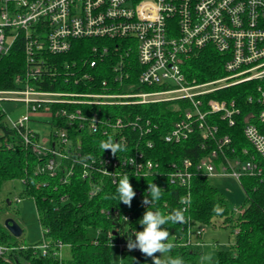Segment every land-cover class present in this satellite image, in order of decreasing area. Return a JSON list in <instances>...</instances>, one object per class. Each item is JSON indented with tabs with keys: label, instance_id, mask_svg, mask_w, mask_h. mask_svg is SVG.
<instances>
[{
	"label": "trees",
	"instance_id": "trees-1",
	"mask_svg": "<svg viewBox=\"0 0 264 264\" xmlns=\"http://www.w3.org/2000/svg\"><path fill=\"white\" fill-rule=\"evenodd\" d=\"M130 44L129 38L74 39L65 52L44 53L42 76L29 81L39 89L65 92H121L128 85H135L139 90L158 89L159 85L140 82L143 68L136 49L132 50ZM92 61H95L94 66ZM224 63L225 56L208 44L190 55L183 62V69L189 80L208 81L227 74ZM29 71L24 37L20 36L9 52L0 53V90L19 88L17 78L26 79ZM85 73L90 77L82 78ZM74 76L81 77V81L76 83ZM260 85H264V78L202 95L203 109L208 108L207 102L212 98L234 100L240 108V113L235 115V124H230L222 112H212L207 116V122L217 126L214 135L203 136L196 122L193 132L180 141H168L166 136L191 106L186 98L148 103L81 104L89 117L83 121V126L80 120L69 121L60 114L61 108L73 109L76 105L53 103L50 123L56 131L50 133L49 144L56 141L57 132L62 127L68 128L71 143V156L61 160L55 175L39 169L44 159L23 144L21 133L9 126L7 112L0 101V193L5 181L23 180L22 194L34 200L38 220L44 228L42 241L25 244L5 227L0 217V244L14 247L9 259L0 255V264H133L123 261L128 253L136 251V248L127 247V233L131 228L142 229L138 220L146 210L143 201L152 182L162 187L161 199L153 207L164 214L182 209L185 216L183 223L169 222L166 225L170 256H179L188 264H195L199 250L192 242L188 243V224L208 225L214 218L224 217L226 223L232 221L226 225L232 226L233 232L236 227L240 230L229 249H217L215 258L203 264H264V172L243 174L239 178L246 198L241 205L245 210L236 214L226 195L210 182L208 175L197 169V164L214 150L217 151L215 164L218 168L221 163L235 158H252L264 167V157L244 133L247 123L256 124L264 132V122L258 119L259 111L264 108V103L258 101ZM94 113L99 123V130L95 132L88 128ZM118 119L122 120L123 126L115 127ZM136 119L143 126L149 120L152 130L145 132L134 128L130 121ZM225 135L229 136L230 142L220 148ZM109 136L126 145V151L117 155L105 149L102 153L99 142ZM149 142L152 146L148 145ZM245 149L248 152H244ZM137 151H143L158 166L147 174L136 173L128 165L120 170L119 175L125 170L136 174L130 175L136 192L130 206L114 198L115 181L119 175L113 177L95 169L84 175L81 162H76L72 173L67 174L78 152L82 161H90L106 153L125 157L135 155ZM186 159L192 162L189 184L172 182L170 173L176 167L183 168ZM94 188L97 192L91 196ZM91 230L95 233L91 234ZM44 241L48 244L46 253L40 247ZM65 246L70 249L68 258L62 255ZM114 248L120 251L118 260Z\"/></svg>",
	"mask_w": 264,
	"mask_h": 264
},
{
	"label": "built area",
	"instance_id": "built-area-1",
	"mask_svg": "<svg viewBox=\"0 0 264 264\" xmlns=\"http://www.w3.org/2000/svg\"><path fill=\"white\" fill-rule=\"evenodd\" d=\"M20 36L24 37L30 71L26 79L17 78L19 88L0 90V101L14 99L25 102L27 113L17 119L9 116L7 123L21 133L23 144L44 159L39 169L52 175L56 174L61 160L71 156L69 130L60 128L56 143L44 145L30 127L29 121L39 111H49L52 115L53 103L76 105L73 109L61 108L60 114L69 121L80 120L83 126V121L89 117L81 104L148 103L186 98L191 106L185 111V117L177 121L166 136L168 141H180L193 132L196 122L203 136L214 135L217 126L207 122V116L212 112H222L230 124H235V115L240 113V108L234 100L228 102L212 98L207 102L208 108L203 109L202 95L244 81L264 78V0H0V53L9 52ZM78 38L131 39L130 47L136 49L143 68L140 82L160 87L139 90L135 85H128L121 92H65L39 89L29 81L30 78L42 76L44 53L65 52L70 49L72 41ZM208 44L225 56L227 74L208 81L189 80L183 62ZM106 51L107 47L104 48ZM91 65L94 66L95 61ZM74 77L78 83L81 77L88 78L90 75L85 73L81 77ZM259 90L258 101L264 103V85H260ZM96 115L94 113L88 126L94 132L99 130ZM138 119L130 121L134 128L145 132L152 130L149 120L143 126L138 123ZM258 119L264 122V108L259 111ZM117 126H123L121 119L116 122ZM244 133L264 157V132L256 124L247 123ZM229 142V136H223L220 148ZM148 145L152 146V143ZM79 155L78 152L73 158L68 175L72 173L76 162L83 164L84 175L91 174L90 169H95L113 177L119 175L124 165L132 167L136 173L146 174L158 166L143 151L125 157H113L106 153L90 161H82ZM215 157L216 150L202 159L197 169L208 176L216 173L232 174L238 179L243 174L257 175L264 172L263 165L252 158L228 160L218 168ZM125 160H135V164L126 163ZM191 165L192 162L186 159L183 168L176 167L170 173L171 181L188 185L192 175L189 171ZM96 192L94 188L91 196ZM13 200L20 202L21 197L16 195ZM244 210L241 206L234 208L236 214ZM195 226L188 224V243L192 242V235L200 236L203 233L204 228ZM239 230L236 227L235 234ZM47 246L45 241L40 245L43 253H46ZM13 248L0 244V255L9 259Z\"/></svg>",
	"mask_w": 264,
	"mask_h": 264
},
{
	"label": "rangeland",
	"instance_id": "rangeland-1",
	"mask_svg": "<svg viewBox=\"0 0 264 264\" xmlns=\"http://www.w3.org/2000/svg\"><path fill=\"white\" fill-rule=\"evenodd\" d=\"M1 105L7 112L6 121L9 116L17 119L27 113L26 104L23 101L2 99ZM50 120L51 114L49 111H39L34 113L29 121L30 127L38 133L39 141L44 145L49 144L50 133L56 131ZM209 180L226 195L232 209L240 207L244 203L246 198L245 189L241 181L234 175L216 173L209 176ZM23 188V183L19 179L8 180L3 183L0 193V205L2 207L0 217L3 222L5 219L12 218L19 224L23 231L18 236L19 241L25 244L36 243L42 241L44 228L38 220V212L34 200L22 194ZM16 195L21 197L20 202L13 200ZM224 220V217H216L211 224H196L195 228H204V230L200 236H191L193 247L199 250L195 264L212 261L215 258L217 249H229L234 242L235 233L232 226L224 224ZM229 223H232V221H229ZM94 233V230H91V234ZM48 239L50 238L48 237ZM114 254L118 260L120 257L118 248H114ZM62 255L65 258L70 257V249L67 246H65ZM153 255L158 256L160 253L157 252ZM169 256V252L166 251L163 258L166 259ZM123 261L133 264H153L152 257L146 256L138 248H136L134 253H128ZM183 261L184 264H188L186 260L183 259Z\"/></svg>",
	"mask_w": 264,
	"mask_h": 264
},
{
	"label": "clouds",
	"instance_id": "clouds-1",
	"mask_svg": "<svg viewBox=\"0 0 264 264\" xmlns=\"http://www.w3.org/2000/svg\"><path fill=\"white\" fill-rule=\"evenodd\" d=\"M99 148L102 150V153L105 149H110L112 153L117 155L120 152L126 151V145L121 143L118 138L113 139L111 136L106 140H101ZM125 162L135 164V160H125ZM132 174L135 173H129L125 170L115 181L114 198L118 202H123L129 206L131 205L132 198L136 195L134 187L130 182V175ZM161 188L156 183H149L143 201L146 205V210L138 220V223L142 225V229L131 228V231L127 233V247L129 249L138 248L146 256H151L153 264H184L183 259L179 256L163 258L165 252L171 248V245L167 243L169 231L166 225L169 222L172 224L183 223L185 216L182 209H173L168 214H164L159 208L153 207L161 199ZM157 252L160 255H153Z\"/></svg>",
	"mask_w": 264,
	"mask_h": 264
},
{
	"label": "water",
	"instance_id": "water-1",
	"mask_svg": "<svg viewBox=\"0 0 264 264\" xmlns=\"http://www.w3.org/2000/svg\"><path fill=\"white\" fill-rule=\"evenodd\" d=\"M4 225L14 236L18 237L22 234V228L12 218L5 219Z\"/></svg>",
	"mask_w": 264,
	"mask_h": 264
},
{
	"label": "crops",
	"instance_id": "crops-1",
	"mask_svg": "<svg viewBox=\"0 0 264 264\" xmlns=\"http://www.w3.org/2000/svg\"><path fill=\"white\" fill-rule=\"evenodd\" d=\"M9 202H11V201H9ZM23 232V231H22Z\"/></svg>",
	"mask_w": 264,
	"mask_h": 264
}]
</instances>
